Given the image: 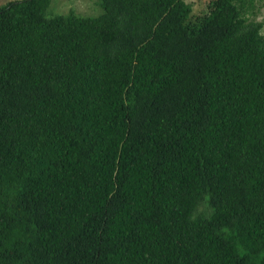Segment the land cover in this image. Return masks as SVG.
<instances>
[{
	"label": "trees",
	"instance_id": "16d2710c",
	"mask_svg": "<svg viewBox=\"0 0 264 264\" xmlns=\"http://www.w3.org/2000/svg\"><path fill=\"white\" fill-rule=\"evenodd\" d=\"M0 4V264H264L253 0Z\"/></svg>",
	"mask_w": 264,
	"mask_h": 264
},
{
	"label": "rangeland",
	"instance_id": "374dc122",
	"mask_svg": "<svg viewBox=\"0 0 264 264\" xmlns=\"http://www.w3.org/2000/svg\"><path fill=\"white\" fill-rule=\"evenodd\" d=\"M7 0H0V4ZM191 4V16L201 14L205 10L207 0H185ZM252 10L248 12L249 18L262 22L261 32L264 35V0H253ZM72 10L80 14H94L100 10L97 0H48L45 15L64 13Z\"/></svg>",
	"mask_w": 264,
	"mask_h": 264
}]
</instances>
